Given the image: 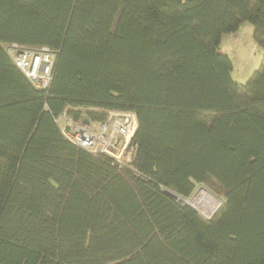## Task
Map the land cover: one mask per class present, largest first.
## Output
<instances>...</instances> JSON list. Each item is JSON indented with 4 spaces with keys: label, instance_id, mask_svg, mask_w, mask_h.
<instances>
[{
    "label": "trees",
    "instance_id": "16d2710c",
    "mask_svg": "<svg viewBox=\"0 0 264 264\" xmlns=\"http://www.w3.org/2000/svg\"><path fill=\"white\" fill-rule=\"evenodd\" d=\"M264 0H0V264H264V60L231 77L222 35ZM47 47L38 90L8 48ZM130 111L124 157L70 143L57 117ZM222 198L206 218L197 185Z\"/></svg>",
    "mask_w": 264,
    "mask_h": 264
},
{
    "label": "built area",
    "instance_id": "2783aa9c",
    "mask_svg": "<svg viewBox=\"0 0 264 264\" xmlns=\"http://www.w3.org/2000/svg\"><path fill=\"white\" fill-rule=\"evenodd\" d=\"M15 66L38 90L47 87L52 74L55 54L47 47L8 48ZM56 122L62 135L75 146L91 153L105 154L120 161L136 130L137 121L130 111L110 110L100 121L74 120L65 113ZM94 123V124H93Z\"/></svg>",
    "mask_w": 264,
    "mask_h": 264
},
{
    "label": "rangeland",
    "instance_id": "374dc122",
    "mask_svg": "<svg viewBox=\"0 0 264 264\" xmlns=\"http://www.w3.org/2000/svg\"><path fill=\"white\" fill-rule=\"evenodd\" d=\"M220 47L222 51H224L231 60L232 63L231 77L235 81L241 83L245 82L249 77V75L251 74V72L260 65L262 60H264L263 52L255 44L252 38V27L248 23L242 24V27L238 32L223 34ZM186 199L190 201L191 200L194 201L196 199L197 202L205 201V203L208 204H213L214 203L213 199H214L215 201L214 208L207 213L200 211L197 208V206L194 205L192 202L194 208H196V211H198L204 217L210 213L214 214V212L219 208V206L222 203V198L220 196L212 194L208 190V188L205 187V185L203 184L197 185L191 196Z\"/></svg>",
    "mask_w": 264,
    "mask_h": 264
},
{
    "label": "water",
    "instance_id": "95a60500",
    "mask_svg": "<svg viewBox=\"0 0 264 264\" xmlns=\"http://www.w3.org/2000/svg\"><path fill=\"white\" fill-rule=\"evenodd\" d=\"M83 122L86 123L87 120L86 119H83ZM165 193L170 197L172 198L173 200L176 201L177 204H179L180 206H190L192 208H194L193 204H192V200H187L186 198H183V197H180L178 196L177 194L173 193V192H170V191H165ZM196 210V208H194ZM213 213H210L208 214L207 218H209Z\"/></svg>",
    "mask_w": 264,
    "mask_h": 264
},
{
    "label": "bare ground",
    "instance_id": "6f19581e",
    "mask_svg": "<svg viewBox=\"0 0 264 264\" xmlns=\"http://www.w3.org/2000/svg\"><path fill=\"white\" fill-rule=\"evenodd\" d=\"M202 190V189H201ZM201 193H204V192H201ZM208 195V194H207ZM203 197V196H202ZM210 198H211V195H210ZM213 198V197H212ZM204 199V198H203ZM202 199V200H203ZM199 200V199H198ZM207 200H209V199H207ZM211 200V199H210ZM212 202V201H211ZM213 204H208V203H205V201L204 202H197L196 201V199L193 201V204L194 205H196L197 206V208L200 210V211H202V212H204V213H207V212H209V211H211L213 208H214V205H215V201H214V199H213Z\"/></svg>",
    "mask_w": 264,
    "mask_h": 264
},
{
    "label": "crops",
    "instance_id": "0c3cea01",
    "mask_svg": "<svg viewBox=\"0 0 264 264\" xmlns=\"http://www.w3.org/2000/svg\"><path fill=\"white\" fill-rule=\"evenodd\" d=\"M241 27H242V25L240 26L239 30L241 29ZM239 30H238V31H239ZM238 31H237V32H238Z\"/></svg>",
    "mask_w": 264,
    "mask_h": 264
}]
</instances>
